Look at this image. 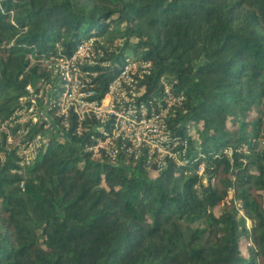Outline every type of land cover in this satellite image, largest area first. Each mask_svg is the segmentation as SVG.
Returning a JSON list of instances; mask_svg holds the SVG:
<instances>
[{
	"label": "trees",
	"instance_id": "trees-1",
	"mask_svg": "<svg viewBox=\"0 0 264 264\" xmlns=\"http://www.w3.org/2000/svg\"><path fill=\"white\" fill-rule=\"evenodd\" d=\"M89 38L108 64L98 99L134 57L139 101H160L161 79L184 96L173 157L118 139L92 159L71 114L19 173L17 126L11 144L0 133V264H264V0H0V120L28 84L54 100L47 63Z\"/></svg>",
	"mask_w": 264,
	"mask_h": 264
},
{
	"label": "built area",
	"instance_id": "built-area-1",
	"mask_svg": "<svg viewBox=\"0 0 264 264\" xmlns=\"http://www.w3.org/2000/svg\"><path fill=\"white\" fill-rule=\"evenodd\" d=\"M93 42L92 38L86 39L76 46L70 56L55 57L47 63L58 77V94L54 100L37 105L36 100L42 95V89L36 92L28 84L25 96L20 98L21 107L6 120H0V133L6 135L8 144L14 139L10 128L17 126L15 148L19 173L33 162L37 150L50 139L47 130L59 134V137L64 135L71 114L74 117L73 134L85 135L87 142L83 151L89 153L92 159L100 158V150L113 159L117 150L111 144L118 139L130 152L138 153L141 148H146L154 161L173 157L167 145L169 133L166 116L171 108L180 105L184 96L174 94L161 79V100L152 103L139 101L143 90L137 91L136 88L142 75L147 73L145 68L149 67V63L137 58L126 60L108 83L106 93L98 99L94 82L99 76L97 68L107 67L108 64L98 61ZM60 118V123H55V119ZM93 120L100 125L93 126ZM32 124L44 127L45 133H37L29 138L27 126ZM201 169L200 166L199 174Z\"/></svg>",
	"mask_w": 264,
	"mask_h": 264
},
{
	"label": "rangeland",
	"instance_id": "rangeland-1",
	"mask_svg": "<svg viewBox=\"0 0 264 264\" xmlns=\"http://www.w3.org/2000/svg\"><path fill=\"white\" fill-rule=\"evenodd\" d=\"M135 59H136V57H134ZM59 147H61V146H59ZM247 225L250 227V221L249 222H247Z\"/></svg>",
	"mask_w": 264,
	"mask_h": 264
}]
</instances>
